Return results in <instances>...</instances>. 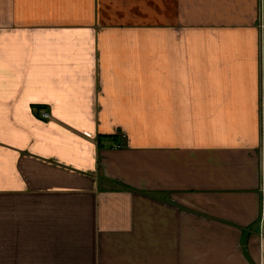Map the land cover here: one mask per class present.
<instances>
[{
	"label": "crops",
	"instance_id": "crops-1",
	"mask_svg": "<svg viewBox=\"0 0 264 264\" xmlns=\"http://www.w3.org/2000/svg\"><path fill=\"white\" fill-rule=\"evenodd\" d=\"M0 264H264V0H0Z\"/></svg>",
	"mask_w": 264,
	"mask_h": 264
},
{
	"label": "built area",
	"instance_id": "built-area-1",
	"mask_svg": "<svg viewBox=\"0 0 264 264\" xmlns=\"http://www.w3.org/2000/svg\"><path fill=\"white\" fill-rule=\"evenodd\" d=\"M43 117H44L45 119H49L50 116H49L48 114H44Z\"/></svg>",
	"mask_w": 264,
	"mask_h": 264
},
{
	"label": "rangeland",
	"instance_id": "rangeland-1",
	"mask_svg": "<svg viewBox=\"0 0 264 264\" xmlns=\"http://www.w3.org/2000/svg\"><path fill=\"white\" fill-rule=\"evenodd\" d=\"M124 138L126 139V136H124Z\"/></svg>",
	"mask_w": 264,
	"mask_h": 264
}]
</instances>
